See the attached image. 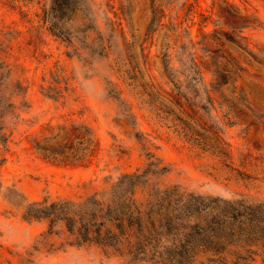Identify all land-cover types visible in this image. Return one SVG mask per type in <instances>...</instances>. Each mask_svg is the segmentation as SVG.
<instances>
[{"label":"rangeland","instance_id":"1","mask_svg":"<svg viewBox=\"0 0 264 264\" xmlns=\"http://www.w3.org/2000/svg\"><path fill=\"white\" fill-rule=\"evenodd\" d=\"M48 2L0 0V34L26 57L19 73L0 68V264H148L79 243L60 219L22 216L34 201H77L153 163L164 166L160 185L264 200V0H76L62 20L68 40L43 30ZM216 62L236 66L219 89L195 69ZM44 80H59L63 97ZM67 118L97 137L86 165L50 162L31 146L42 125Z\"/></svg>","mask_w":264,"mask_h":264},{"label":"trees","instance_id":"2","mask_svg":"<svg viewBox=\"0 0 264 264\" xmlns=\"http://www.w3.org/2000/svg\"><path fill=\"white\" fill-rule=\"evenodd\" d=\"M75 4L76 0H49L47 7H40L43 30L59 40H68L61 28L62 20L73 16ZM2 5L5 6L3 1ZM163 7L162 2L160 9ZM248 23L244 20L240 26ZM18 48L13 38L0 34V68L14 73L23 71L26 57L13 56ZM243 48H248L247 43H243ZM260 62H264V56ZM163 65L169 67L167 62ZM195 69L199 74L208 71L210 82L218 89L226 82L227 74L236 72V66L228 62H216L210 68L195 64ZM241 79L244 85L243 76ZM20 80L24 77L15 79V87ZM44 81L42 89L59 91V80ZM57 96L63 97L60 92ZM4 115L0 109V122ZM40 128L30 142L42 158L69 165L90 162L98 142L88 123L67 118L52 127L45 123ZM163 170V165L153 163L152 168L122 172L77 201H34L22 217H43L49 222L60 219L79 243L124 249L132 259L148 264H249L257 255L264 257V200L224 198L185 191L174 184L160 185L153 177L154 172Z\"/></svg>","mask_w":264,"mask_h":264}]
</instances>
